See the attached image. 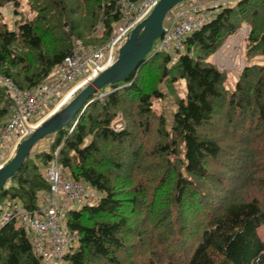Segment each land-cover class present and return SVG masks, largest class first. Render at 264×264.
Returning <instances> with one entry per match:
<instances>
[{"label": "trees", "instance_id": "trees-1", "mask_svg": "<svg viewBox=\"0 0 264 264\" xmlns=\"http://www.w3.org/2000/svg\"><path fill=\"white\" fill-rule=\"evenodd\" d=\"M25 2L34 14L12 29L0 14V76L23 91L41 86L76 45L108 40L121 17L120 0ZM5 3L18 13L20 0ZM244 23L245 63L228 89L210 56ZM257 55L264 58V0L221 4L184 39L173 64L152 47L127 80L96 91L47 150L31 152L0 190V214L14 205L39 209L50 188L42 169L59 147L68 178L100 193L67 211L77 246L63 264H264V63ZM179 79L185 95L175 99L167 129L152 99L163 96L158 83L172 89ZM11 105L0 83V129ZM138 248L146 250L140 260ZM0 264H42L16 219L0 227Z\"/></svg>", "mask_w": 264, "mask_h": 264}, {"label": "built area", "instance_id": "built-area-1", "mask_svg": "<svg viewBox=\"0 0 264 264\" xmlns=\"http://www.w3.org/2000/svg\"><path fill=\"white\" fill-rule=\"evenodd\" d=\"M157 1L120 0L121 17L115 23V29L108 40L97 46L78 44L73 47L53 68V73L34 90H20L9 78L0 76V83L6 86L12 100L10 114L0 129V142L16 128L18 140L25 138L44 118L62 108L81 88L108 67L115 59V48L150 13ZM223 1L228 0H191L192 3L186 1L187 6L181 11L173 8L164 21L161 38L152 46L153 53L168 54L170 64H173L178 52L183 49L184 39L209 21ZM237 32L234 41L228 43L230 49L239 46L241 36L248 29L242 26ZM215 62L219 70L226 66V61L222 59L216 58ZM62 87L65 88L54 98ZM43 105L48 107V113L42 117L40 109ZM58 152L59 147L49 165L42 169L50 188L44 194L39 209L29 211L14 205L0 214V227L11 219L18 220L28 231L29 240L41 260L63 264V255L73 247L77 239L76 231H68L66 227V213L92 201L93 193L83 182L71 180L63 174L64 169L58 162ZM4 163L0 158V167Z\"/></svg>", "mask_w": 264, "mask_h": 264}, {"label": "water", "instance_id": "water-1", "mask_svg": "<svg viewBox=\"0 0 264 264\" xmlns=\"http://www.w3.org/2000/svg\"><path fill=\"white\" fill-rule=\"evenodd\" d=\"M185 1L189 0H158L150 13L129 32L118 48L113 62L81 88L62 108L44 118L17 144L11 157L0 167V190L21 168L38 141L69 124L77 113L84 111L90 102L89 98L96 91L106 85L127 80L141 67L154 42L162 36L168 13Z\"/></svg>", "mask_w": 264, "mask_h": 264}, {"label": "rangeland", "instance_id": "rangeland-1", "mask_svg": "<svg viewBox=\"0 0 264 264\" xmlns=\"http://www.w3.org/2000/svg\"><path fill=\"white\" fill-rule=\"evenodd\" d=\"M234 1L235 0H228L227 3L232 4V3H234ZM187 2L192 3L191 0H189ZM187 2L185 1L181 4H179L176 7V11H179V10L181 11V9L185 8L187 6L186 5ZM221 4H226V2L223 1ZM17 10H18V13L14 12L12 3H5L4 5H2L0 7V14L3 17V19L7 18L6 21H7L9 29H12L14 27V23L16 21H22V20H25L27 18H31L34 14L33 12H31L29 10V7L26 4L25 0H20V4H19V6H17ZM169 21L171 22V19ZM114 25H115V23H114ZM114 25L112 28V32L115 29ZM242 26L246 27L248 29V32H249V27L245 23L242 24L240 26V28ZM237 31L235 32V34L229 36L224 41V43L220 46V48L210 56V60L215 65H216V62H215L216 58L218 60L222 59V60L226 61V66L223 67L222 71H224L226 73V87L228 89L233 88L234 83L237 80L238 75H239V73H240V71L243 68L244 63H245L244 62L245 40H246V37L248 36V32H246V34L241 36V42H239L240 44L238 43L239 46H237V47L234 46L232 49H230V47L228 46V43H231L232 41H234L235 35L238 33ZM157 40H159V39H157ZM157 40L155 41V43L157 42ZM226 42H227V44H226ZM121 44H119L115 48V52H114L115 57L117 55V50ZM180 52H182V50ZM254 58H255L256 62L264 63V62H261L264 59L262 56L257 55ZM154 77L157 78V76H154ZM149 81H150V85H151L152 84L151 79L147 80V84L149 83ZM157 87L163 96L161 98H157V99L153 98L152 99V109L154 112H156L158 114H163V116L165 117L166 124H167V129H168V127L170 126L171 121H172L173 111L175 110V99H177L179 97H183L185 95L184 82H183V80L179 79L172 84V89H169L168 86L162 81V82L157 84ZM63 88H65V87H62V89H60L57 92V94L54 95L53 97L57 98L60 95V93L62 92ZM103 95H104V93L102 92L99 96H103ZM47 113H48V107L43 105V107L40 109V115H42V117H43V116H46ZM122 124H123V120L118 118L114 125H116V127H117V126H122ZM17 129L18 128H16V130L12 134H10L8 137L4 138V140H2L0 142V158L4 162L8 161V159L11 157L12 153L14 152L17 144L22 140L21 138L18 140V133H17L18 130ZM53 136H54V134L47 136V137H44L40 141H38V143L33 148L32 153L37 152V151H41V150H47L50 142L52 141ZM63 174L66 177H68L66 175L65 170L63 171ZM86 187L89 189L90 192L93 193V196H92L93 200L89 202V203H92L96 198H98L100 193H98V192H96V190L90 188V186L88 184L86 185ZM16 221H17V224H19V221L18 220H16ZM258 234L262 239H264V226L259 228ZM132 240H133V237L131 238V241ZM76 246H77V242L73 243V247L76 248ZM145 253H146V250L144 248H138L136 250V257H140L139 258V260H140L144 257ZM50 263L51 262H49V261L42 260V264H50Z\"/></svg>", "mask_w": 264, "mask_h": 264}, {"label": "crops", "instance_id": "crops-1", "mask_svg": "<svg viewBox=\"0 0 264 264\" xmlns=\"http://www.w3.org/2000/svg\"><path fill=\"white\" fill-rule=\"evenodd\" d=\"M6 20H7V18H4V21L5 22H7ZM49 262H51L50 264H54L52 261H49Z\"/></svg>", "mask_w": 264, "mask_h": 264}]
</instances>
